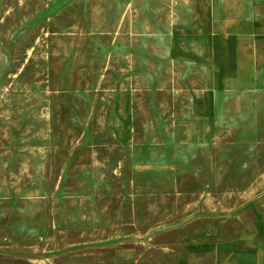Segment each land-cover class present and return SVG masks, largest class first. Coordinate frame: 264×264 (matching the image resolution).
<instances>
[{
    "label": "rangeland",
    "instance_id": "1",
    "mask_svg": "<svg viewBox=\"0 0 264 264\" xmlns=\"http://www.w3.org/2000/svg\"><path fill=\"white\" fill-rule=\"evenodd\" d=\"M187 5L0 0V257L95 264L264 190L247 184L264 137L239 131L236 98L208 145L178 124L208 80Z\"/></svg>",
    "mask_w": 264,
    "mask_h": 264
},
{
    "label": "crops",
    "instance_id": "2",
    "mask_svg": "<svg viewBox=\"0 0 264 264\" xmlns=\"http://www.w3.org/2000/svg\"><path fill=\"white\" fill-rule=\"evenodd\" d=\"M184 7L199 42L185 54L208 79L178 121L188 141L211 143L235 98L239 131L264 137V0H188ZM254 167L264 169V160ZM263 179L247 184L256 189ZM238 199L231 211L194 214L150 237L109 246L95 264H264V190ZM0 264H21V257L2 256Z\"/></svg>",
    "mask_w": 264,
    "mask_h": 264
}]
</instances>
